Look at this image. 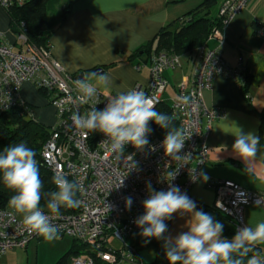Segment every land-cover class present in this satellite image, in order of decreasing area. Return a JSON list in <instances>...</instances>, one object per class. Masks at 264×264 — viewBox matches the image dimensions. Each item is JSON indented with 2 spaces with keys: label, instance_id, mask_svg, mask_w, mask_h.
Listing matches in <instances>:
<instances>
[{
  "label": "built area",
  "instance_id": "2783aa9c",
  "mask_svg": "<svg viewBox=\"0 0 264 264\" xmlns=\"http://www.w3.org/2000/svg\"><path fill=\"white\" fill-rule=\"evenodd\" d=\"M28 1L0 0V9L8 15L11 8H21ZM248 1L225 0L221 3L217 10L220 28L214 29L205 44L196 49L191 75L179 84L171 101L172 116L178 128L183 129L189 137L180 153H191V159L187 161H175L166 156L162 147L165 136L152 134L148 135L149 145L142 150L131 144L126 145L124 156L118 161L101 144L107 139L103 133L89 132L85 136L75 129L72 114L77 110L81 114L87 113L93 101L79 103L81 93L75 85L78 76L62 68L52 57L51 47L30 44L24 23L17 25L12 33L14 44L6 42L0 35V113L23 108L27 116H32L21 98V88L28 83L38 91H43L54 110L55 121L49 127V137L40 151L41 162L52 176L63 173L68 180L78 181L83 188L82 193H78V198L83 201L81 207L75 208L72 213L52 216V223L59 226L58 237L69 238L84 249L69 258L70 264L135 262L137 250L133 244L126 245L125 242L142 231L134 220L144 214L143 201L149 196V183L156 191H167L170 184L178 186L190 198L188 190L197 183L201 168L207 161V140L212 124L224 117L220 108L206 107L203 93L212 88L213 81L218 77L237 78L243 75L241 68L236 73L229 72L218 47L208 49L206 43L216 40L220 45L224 29L245 9ZM257 34L264 37V25ZM148 66L146 85L136 84L133 88L153 96L158 101L156 108L162 103V95L168 86L166 74L180 66V57L159 52L150 57ZM141 68L137 65L134 70L139 72ZM115 94L98 90L100 103L95 107L102 110L107 99ZM184 96L189 98L186 105L178 100ZM128 155L133 156L136 164L132 170L131 164L124 160ZM175 171L177 174L172 179L170 173ZM213 192V209L231 222L233 236L239 228L246 226L243 216L245 208L264 209V206H256L255 203L260 197L264 198V194L248 191L234 182H219ZM129 197L132 198L130 209L125 204ZM44 210L48 212L46 208ZM42 239L29 233L21 214L15 213L13 209H0V258L9 251L25 250L31 242ZM112 241L119 242L121 247L112 249Z\"/></svg>",
  "mask_w": 264,
  "mask_h": 264
},
{
  "label": "crops",
  "instance_id": "0c3cea01",
  "mask_svg": "<svg viewBox=\"0 0 264 264\" xmlns=\"http://www.w3.org/2000/svg\"><path fill=\"white\" fill-rule=\"evenodd\" d=\"M204 0H67L58 8V19L52 25L50 39L52 57L71 75L90 73L99 69L111 77L112 85L105 87L93 83L97 89L117 93L133 88L136 84L146 85L148 64H140L128 56L136 50L153 42L159 30L174 22L186 13L197 8ZM225 0H214L212 14H217ZM63 14V18H61ZM61 19V20H60ZM49 22V21H48ZM264 25V0H249L245 9L236 15L223 31V41L206 43L208 49L218 47L229 72L243 69V75L218 77L212 88L203 93V101L208 108H220L224 117L212 124L207 140V161L201 172L208 177H199L190 187L188 194L198 205L197 210L214 215L213 188L223 181H231L243 189L264 194V136L260 135V117L264 112V37L257 34ZM0 35L10 44L15 37L9 29L8 16L0 9ZM154 48V45H153ZM152 48V51H153ZM196 50L181 55L180 66L166 74L168 91L174 98L175 91L184 79L189 78L193 69ZM141 65L139 72L134 67ZM247 78V96L241 90L243 76ZM90 83V82H89ZM41 92L31 84L21 88V98L30 108L35 121L49 128L54 122V110L43 99ZM162 95V97H163ZM244 133L252 132L260 137L257 156L247 165L232 151L237 128ZM245 225L255 227L264 222V209L247 207L243 211ZM190 214H173L167 221L168 232L165 236L176 237L188 231L187 221ZM224 225L223 237H233L231 222L223 215L217 217ZM141 235L127 240L126 245H134L137 253L133 263L121 264H169L166 258L164 240L151 239L144 243ZM51 242L45 239L31 242L25 250H14L0 258V264H42L43 256L53 250L46 264H70L64 259L68 252L74 251L72 242L59 251L50 249ZM110 247L118 250L121 245L112 241ZM258 249L260 246L258 245ZM264 251H261V254ZM251 254H249L250 257ZM248 257L245 258V264Z\"/></svg>",
  "mask_w": 264,
  "mask_h": 264
},
{
  "label": "clouds",
  "instance_id": "9594fccd",
  "mask_svg": "<svg viewBox=\"0 0 264 264\" xmlns=\"http://www.w3.org/2000/svg\"><path fill=\"white\" fill-rule=\"evenodd\" d=\"M90 77L97 78V84L105 87H110L113 83L108 74L96 72L75 81L81 93L79 103L93 101L87 113L81 114L77 110L72 114L71 120L75 129L85 136L89 132L103 133L107 139L101 144L119 161L124 156L126 145L131 144L138 150L149 145L148 135L152 132L149 122L154 121L160 128L167 130L162 142L165 155L175 161L191 159V153L180 155L189 137L183 129L173 126L172 116L156 110L158 101L153 96L130 88L108 98L106 106L98 110L95 107L100 103L98 90L96 85L89 83ZM178 100L185 105L189 103L187 96ZM236 128L232 151L247 165L258 154L260 137ZM35 156L36 152L24 142L5 147L0 152V178L4 186L14 193L8 200V206L22 215L29 233L53 241L58 238L59 226L52 223V216L58 217L61 208L81 207L83 201L78 198V193H82L83 188L78 181H70L65 174L57 173L52 177L56 190L44 193ZM124 160L131 164V170L136 167L132 155L124 157ZM176 174V171L170 173L172 179ZM200 176L204 180L208 179L203 172ZM147 190L149 196L143 201L144 214L135 219L134 223L142 229L139 234L145 238V244L152 238L164 240L169 264H245L246 257V264H264L262 250L258 249V245L264 244V222L256 224L255 227L246 225L239 228L229 240L222 235L224 225L215 220L213 215L197 210L195 202L186 193H182L178 186L170 184L167 191H156L149 183ZM45 197L47 213L40 206L42 198ZM255 203L256 206H264V198L260 197ZM125 204L130 209L132 198H127ZM177 212L181 216L190 214L187 221L188 231L174 238L165 236L168 232L165 221L171 220Z\"/></svg>",
  "mask_w": 264,
  "mask_h": 264
},
{
  "label": "trees",
  "instance_id": "16d2710c",
  "mask_svg": "<svg viewBox=\"0 0 264 264\" xmlns=\"http://www.w3.org/2000/svg\"><path fill=\"white\" fill-rule=\"evenodd\" d=\"M55 1L29 0L21 8H11L7 15L10 32L14 33L15 27L20 23H24L25 34L30 44L36 47H51L52 25L48 22V12ZM214 3V0H204L194 10L161 28L153 42L131 53L128 56V60L137 58L140 60V64L146 65L150 57L159 52L181 56L198 49L205 44L214 29L220 28V19L217 18V14H212ZM61 18H63V14H61ZM245 77L244 75L241 90L244 97L248 100L247 78ZM156 110L162 114L172 116L170 106H165L163 102L156 106ZM258 115L261 121L260 135L264 136V112L258 113ZM149 126L152 129L150 134L157 137L166 135L167 130L160 128L154 121H150ZM173 126L178 128L175 118L173 119ZM48 137L49 128L35 121L32 116H27L23 108L0 113V152L5 147L20 142H24L33 149L36 152L35 160L39 167L40 178L43 182L42 191L44 193L56 190L52 182V174L44 167L40 159V151ZM13 194L12 191L4 186L2 178H0V209H11L8 206V200ZM46 204L47 198H42L40 206L45 209ZM73 211L74 209H60V213L64 214L72 213ZM211 212L217 221V217L222 216L214 209ZM72 245L74 251L68 252L64 259H69L71 256L80 253L79 249H82V247L74 241H72Z\"/></svg>",
  "mask_w": 264,
  "mask_h": 264
},
{
  "label": "rangeland",
  "instance_id": "374dc122",
  "mask_svg": "<svg viewBox=\"0 0 264 264\" xmlns=\"http://www.w3.org/2000/svg\"><path fill=\"white\" fill-rule=\"evenodd\" d=\"M67 0H56L55 1V3L50 7V9H49V12H48V21L50 22V23H54L55 21H57V19H58V8L60 7V9L63 7V5H64V3L66 2ZM93 80H94V78H92V77H90L89 78V82L90 83H92V84H94L93 83ZM41 93H42V97H43V99L44 100H46V102L48 101V98H47V95L43 92V91H40ZM40 93V94H41ZM172 99L173 98H171V94H170V92H166L164 95H163V97H162V102H163V104L165 105V106H167V107H169L170 105H171V101H172ZM29 110H30V108H29ZM54 121H55V118H54ZM54 123V122H53ZM46 208V207H45ZM47 209V208H46ZM47 241V240H46ZM49 242H51V245H49V247H50V249H55V250H59V251H61V250H63V249H65L68 245H69V242H72V240L71 239H69V238H66V237H62V238H60V237H58L57 239H55V240H53V241H49ZM260 246V250H262V251H264V244H262V245H259ZM78 248V247H77ZM79 249V248H78ZM80 251H83L84 249L82 248V249H79ZM53 252V250H49L48 251V254H45L44 256H43V262H42V264H46V263H48L49 262V257L51 256V254L50 253H52ZM25 262H26V260H24L23 262H22V264H25Z\"/></svg>",
  "mask_w": 264,
  "mask_h": 264
},
{
  "label": "water",
  "instance_id": "95a60500",
  "mask_svg": "<svg viewBox=\"0 0 264 264\" xmlns=\"http://www.w3.org/2000/svg\"><path fill=\"white\" fill-rule=\"evenodd\" d=\"M93 72H96V73H98V74H101V73H102V71L99 70V69H97V70H95V71H93ZM83 78H84V73H79V75H78V79H83Z\"/></svg>",
  "mask_w": 264,
  "mask_h": 264
}]
</instances>
